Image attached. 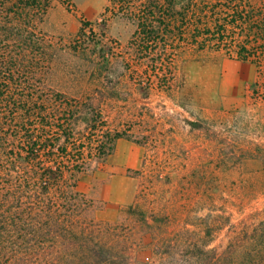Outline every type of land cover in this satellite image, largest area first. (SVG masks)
<instances>
[{
	"label": "rangeland",
	"instance_id": "obj_1",
	"mask_svg": "<svg viewBox=\"0 0 264 264\" xmlns=\"http://www.w3.org/2000/svg\"><path fill=\"white\" fill-rule=\"evenodd\" d=\"M35 32L47 59L30 60L0 116L10 167L49 165L50 148L30 158L27 141L54 131L65 164L86 163L64 174L90 203L84 222L103 225V257L264 264V51L141 48L136 20L113 0L54 1Z\"/></svg>",
	"mask_w": 264,
	"mask_h": 264
},
{
	"label": "trees",
	"instance_id": "obj_2",
	"mask_svg": "<svg viewBox=\"0 0 264 264\" xmlns=\"http://www.w3.org/2000/svg\"><path fill=\"white\" fill-rule=\"evenodd\" d=\"M54 1L68 0H0V116L11 104L15 79L23 83V78L32 76L33 72L26 71L33 69L30 60L47 59L46 42L35 32V25ZM113 2L136 20V43L141 48L175 50L187 44L239 60L253 59L264 51V4L257 7L251 0ZM13 127L17 130L19 125ZM8 128V123L0 128V143H5ZM51 133L47 143L27 141L32 146L28 148L30 158L37 159L50 148L53 160L45 167L42 162L30 168H11L0 153V264H115L118 258L103 257L105 246L96 237L103 225L84 222L83 213L90 203L64 174L69 169L75 177L86 169V163L72 159L66 165L67 144L57 145V134ZM63 134L67 142L74 137L70 129ZM259 260L264 261V254Z\"/></svg>",
	"mask_w": 264,
	"mask_h": 264
}]
</instances>
